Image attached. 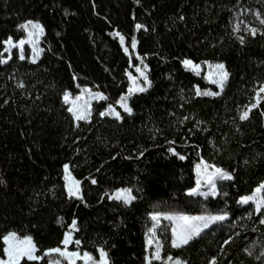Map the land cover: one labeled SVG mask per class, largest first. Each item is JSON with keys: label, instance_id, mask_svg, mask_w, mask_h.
I'll return each mask as SVG.
<instances>
[{"label": "trees", "instance_id": "obj_1", "mask_svg": "<svg viewBox=\"0 0 264 264\" xmlns=\"http://www.w3.org/2000/svg\"><path fill=\"white\" fill-rule=\"evenodd\" d=\"M29 20L43 27L40 56L21 59L15 48L4 60L6 40L24 38ZM261 21L264 0H0V258L13 231L42 257L20 264L64 259L51 250L71 231L70 248L103 249L108 264H148L150 234L185 264H264V208L241 202L264 181V96L239 118L264 82ZM185 59L201 65L199 75ZM208 63H223L228 79L217 95H197L219 90ZM138 66L149 84L130 93L128 113L119 100ZM88 86L106 99L76 120L64 95ZM109 106L119 119L100 115ZM203 159L232 178L217 181L216 195H189ZM119 188L135 199H114ZM158 212L226 218L177 248L172 221L152 220Z\"/></svg>", "mask_w": 264, "mask_h": 264}, {"label": "snow or ice", "instance_id": "obj_2", "mask_svg": "<svg viewBox=\"0 0 264 264\" xmlns=\"http://www.w3.org/2000/svg\"><path fill=\"white\" fill-rule=\"evenodd\" d=\"M261 23H264V21H261ZM23 28L25 29H31L28 32V36L29 38H31L32 36L36 35L38 32L42 33L43 32V28L39 23H33L31 21H29L27 24L22 25ZM142 26L137 25V29L141 28ZM239 30V25H237V31ZM248 31H250V33L255 36L257 34V29L255 28H250L248 29ZM117 35H119L117 33ZM243 41V37L240 38ZM121 43L124 42V38L121 36L120 37ZM9 45H11L12 47H17V45L13 44L11 39H9V41L7 42ZM25 41L21 40L19 42V47H23ZM132 48L136 47V43L135 41L132 42L131 44ZM125 51L127 52L128 49L126 48ZM21 59H24V56L21 54L20 56ZM34 62V61H33ZM184 64V66L186 68H189L190 70H193L196 72L197 75H199V68L200 66L197 64H194L191 60H184L182 62ZM209 67H213V66H209ZM215 68V73L213 72H209V78H212L213 75H215V78L212 79V83L217 84L221 91L224 88V84L228 79V72L225 70V66L223 64H217L214 66ZM138 72L141 73V75L144 77V80L147 81V76L144 75L143 72H141V70L139 68L136 69ZM133 84L135 85V78H133ZM85 91H90V90H85ZM133 91H146V88L144 87H134L129 89V93H132ZM261 93H264V86H261L259 88V90L256 92L255 94V102L247 109H245L242 114L240 115V119L241 120H247L249 118V113L251 112V110L253 108H256L262 97H261ZM197 95H217V93H213V92H201L199 89H197ZM96 98L99 99H106V97H104L102 94H96ZM82 97L78 96L76 97V100H81ZM64 100L65 102H69V94H65L64 96ZM121 106L123 107L125 112L131 113V109L128 107L127 103L125 102V99H121L120 101ZM75 102H73V106L70 107L68 109L69 112H71L76 120H81V119H88L89 115H90V105H86L85 109L83 112L80 111H76L75 109ZM101 116H106V115H114L117 119L120 118V113L116 112L114 108H112L111 106H109V111L107 112H101L100 113ZM169 151H172L174 153V149H169ZM175 154V153H174ZM180 159H184L183 156L179 157ZM205 170H207V168L209 167V165L205 164L204 165ZM214 167V166H213ZM65 172H68V166L65 165L64 167ZM200 170V165H197V172L199 173ZM213 176H218L219 179H231L232 177L230 175H228L227 173H224L221 169L216 168L214 173L209 174L208 178H207V183L209 185H211V193H201L199 191L200 187H201V182L198 179L197 180V186L196 188L192 189L188 194L189 195H204L207 196L209 194L211 195H216L217 193L215 192V183L213 180ZM65 179H69V176H66ZM92 183H95V180L92 181ZM75 184L77 185L76 187V191L74 192L71 185H69L68 187V191H69V195L70 196H79V182H75ZM262 189H264V185H261L260 188H258L256 191L257 193H259ZM114 199H122L124 201V203L126 204H130L132 202V200L135 199L134 196L131 195V189H122L120 190L116 196L113 197ZM250 200H256V210L260 211L262 208H264V199H259L257 197H244L242 199V203H248ZM168 220H173V219H179L180 221H182L183 223L180 224L178 227H174L172 229L173 232V236L174 239L172 240V246L173 247H181L182 245L188 244L189 241L196 235H199L200 231L202 230V228H206L208 227V223L211 221H219V220H224L226 217L224 216H213V217H207V216H196V217H189V216H179V217H174V216H167L165 217ZM152 220L153 221H159L160 217L158 215H153L152 216ZM197 221H202L203 224H198L195 223ZM261 223H264V220L261 221ZM76 227V222L73 221V224L71 226L72 229H75ZM152 232L154 234L155 232V227H153ZM72 239L71 236V232H69L68 234H66L65 239L63 241L64 245L67 246L70 241ZM4 241L6 244H8V247L5 249V253L8 257L7 260H0V264H20V261L23 258H27L30 261H37L42 259V257L36 256L35 252H36V246L32 241L31 237H25L23 240H20L15 233H10L8 236L4 237ZM77 244H79V241H76ZM153 243V240L150 238L148 240V244L151 245ZM160 248L161 245L159 243H157L156 245V249L155 252L153 254L154 259L159 260L160 257ZM52 252H56L58 253L60 256L66 257L67 259H69V261L71 262V264H74V259L73 258H78L80 256V254L78 252H68L66 250H61L59 248L57 249H53L51 250ZM100 253V261L98 262V264H108V261L106 259L107 257V253L103 250V249H99L98 250ZM51 254V253H48ZM84 258L86 260H92V257L87 254L84 253ZM168 261H172L173 258L171 256H169ZM148 264H151V259H149ZM174 264H180V262L177 260L174 262ZM211 264H216V261L213 260L211 262Z\"/></svg>", "mask_w": 264, "mask_h": 264}, {"label": "rangeland", "instance_id": "obj_3", "mask_svg": "<svg viewBox=\"0 0 264 264\" xmlns=\"http://www.w3.org/2000/svg\"><path fill=\"white\" fill-rule=\"evenodd\" d=\"M29 21H31V22H33V23H39L38 21H35V20H29ZM29 21H27V22H25V24H27ZM24 24V25H25ZM40 24V23H39ZM41 25V24H40ZM42 26V25H41ZM43 28V27H42ZM31 29L29 28V29H26V36L24 37V38H21L20 40H18V41H14L13 39H11V41H12V43L13 44H15V45H17V47H12L11 45H9L7 42L9 41V39L8 40H6V48H5V50H6V56L4 57V60H8L9 59V57L11 56V54H12V52H13V50L16 48L18 51H19V54H20V56H21V54L25 57V55L27 54V52H28V55H29V57L31 58V59H33V60H36L39 56H40V54H41V52H42V50H43V46H42V42H41V37H42V34H43V32L42 33H37L36 35H34V36H32L31 38H29V36H28V32L30 31ZM21 40H24L25 41V43H24V45H23V47L21 48V47H19V42L21 41ZM124 43V42H123ZM136 43V42H135ZM186 60V59H185ZM187 60H190V59H187ZM192 61V60H191ZM194 64H197V65H199L200 66V68H199V72L201 71V69H202V67H201V65L200 64H198V63H195L194 61H192ZM217 64H223V63H208L207 64V68H206V74H205V76H206V78L208 79V81H212V79H214L215 78V75H213V77L212 78H209V72H213V73H215V68H214V66L215 65H217ZM224 65V64H223ZM209 66H213V67H209ZM225 66V65H224ZM137 68H139L140 70H141V72H143L144 73V75H146L147 76V73H146V71H145V69L144 68H142V67H137ZM136 68V69H137ZM225 70H226V68H225ZM137 71V70H136ZM227 71V70H226ZM138 72V71H137ZM129 76H130V80H131V87H130V89L131 88H134V87H144V88H146L147 86H148V84H149V80L147 79V81H145L144 80V77L141 75V73L140 72H138V73H130L129 74ZM133 78H135V85L133 84ZM148 78V77H147ZM226 83V82H225ZM225 85V84H224ZM216 86L218 87V91H215V90H213V89H211V88H209V89H201V88H197V89H199L201 92H213V93H220L221 92V89H220V87L216 84ZM261 86H264V82L263 83H261L260 84V86H259V88L261 87ZM259 88H258V90H259ZM85 90H90V91H85ZM133 92H136V91H133ZM65 94H69V102H68V104H69V107H72L73 106V102H75V109L74 110H76V111H80V112H83L84 111V109H85V107H86V105H90V109H89V111H90V113H91V110H92V103H93V101L94 100H96V99H99V98H96V94H102V92L101 91H99V90H97V89H95V88H93V87H91V86H88V87H85V88H83L82 90H81V92L80 93H78L77 95H75V96H73V95H71V93L69 92V91H67ZM103 95V94H102ZM129 95H130V93H129V91L127 92V93H125L122 97H121V99H125V102L127 103V105H128V107L130 108V106H129V102H128V98H129ZM65 96V95H64ZM78 96H81L82 97V99L81 100H76V97H78ZM262 96H264V93H261V97ZM121 99L119 100V104H120V101H121ZM120 106H121V104H120ZM112 108H114L115 109V111L116 112H119V110L115 107V106H111ZM122 107V106H121ZM123 108V107H122ZM131 109V108H130ZM205 164H207V165H209V167L207 168V170H205V167H204V165ZM199 165H200V170H199V173L197 172V169H196V172H197V180L199 179L200 180V182H201V187H200V189H199V191L201 192V193H211V185H209L206 181H207V178H208V176H209V174H211V173H214L215 172V169L216 168H219L218 166H216V165H211V164H209L206 160H202L200 163H199ZM68 166V165H67ZM214 166V167H213ZM219 169H221V168H219ZM222 170V169H221ZM224 173H227L228 175H230L228 172H226L225 170H222ZM65 175L66 176H69V179H66L67 180V188L69 187V185H71V187H72V189H73V191L75 192L76 191V187H77V185L75 184V182H79V185H78V187H79V194H80V181L73 175V173L71 172V169H70V167L68 166V172L66 173L65 172ZM213 178V180H214V183H215V192L217 193V181L219 180V178H218V176H213L212 177ZM261 185H264V181L263 182H261V184L259 185V186H257L256 188H255V190L252 192V193H249V194H247V195H244L242 198H241V201H242V199L244 198V197H249V196H252V197H257V198H259V199H264V189H262L259 193H257V189L258 188H260L261 187ZM196 186H197V183H196ZM196 186L194 187V188H196ZM194 188H192V189H194ZM123 188H119V189H117L115 192H114V194L112 195L113 197L114 196H116V194L120 191V190H122ZM126 189H128V188H126ZM131 195H132V192H131ZM133 196V195H132ZM249 202H252L253 204H254V206H255V208H256V200H250ZM155 215H158L159 217H160V220L158 221V222H160L161 221V219L163 218V217H167V216H169V215H171V216H174V217H179V216H189V217H196V216H207V217H213V216H226L225 214H223V213H198V214H186V213H171V214H167V213H162V212H158V213H155ZM172 221V224H173V228L174 227H178L180 224H182L183 222L182 221H180L179 219H173V220H171ZM212 222H215V221H211V222H209L208 223V226L212 223ZM195 223H198V224H203V222L202 221H197V222H195ZM204 228H202V230H203ZM201 230V231H202ZM69 232H71V231H69ZM69 232H67V234L69 233ZM9 233H15V232H9ZM16 235H18L17 233H15ZM19 236V235H18ZM71 236H72V232H71ZM26 237H29V236H26ZM20 238H25V237H21L20 236ZM152 239L153 240V243L150 245V252H149V256H148V261H149V259H151V264H174V262L175 261H179L180 262V264H185V262H184V260L182 259V258H180V257H173V256H171L172 258H173V260L172 261H168V257L170 256V255H167V256H165V255H163L162 254V250H161V248H160V259L159 260H157V259H154V258H152L153 257V254H154V252H155V249H156V245H157V243H159V242H157V241H154V235H152V234H150V235H148V240L149 239ZM72 239H73V236H72ZM72 239H71V241H72ZM174 239V238H173ZM23 240V239H22ZM70 241V242H71ZM34 243V242H33ZM6 244V243H5ZM70 244V243H69ZM69 244L67 245V246H65L66 247V250L68 251V252H78L79 254H80V256L78 257V258H73L74 259V264H98V262L100 261V253L98 252V254L97 255H94L93 253H91V252H89V251H87V250H81L80 248H75V249H73V248H70L69 247ZM160 244V243H159ZM8 247V244H6V248ZM65 247H63V248H59V249H61L62 251L63 250H65ZM5 248V249H6ZM57 249V248H56ZM84 253H87V254H89L91 257H92V260H86L85 258H84ZM35 255L36 256H38L37 255V252H35ZM8 259V257H7V255L4 257V258H0V260H7ZM106 259H107V261H108V257H106ZM50 264H71V262L69 261V259H67L66 257H64V259H59V258H57V259H54V260H52L51 262H50Z\"/></svg>", "mask_w": 264, "mask_h": 264}, {"label": "crops", "instance_id": "obj_4", "mask_svg": "<svg viewBox=\"0 0 264 264\" xmlns=\"http://www.w3.org/2000/svg\"><path fill=\"white\" fill-rule=\"evenodd\" d=\"M192 190V189H191ZM10 233H8V234H6L5 236H8ZM4 236V237H5ZM20 240H22V239H24V238H20V236H18V235H16ZM32 241H33V239H32ZM34 242V241H33ZM35 244V243H34ZM36 246V245H35ZM5 248H6V246H5ZM37 249V248H36Z\"/></svg>", "mask_w": 264, "mask_h": 264}]
</instances>
